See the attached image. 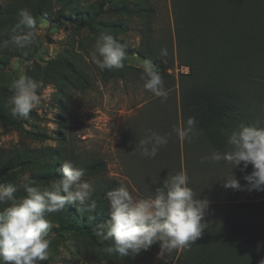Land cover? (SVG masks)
<instances>
[{"label": "rangeland", "instance_id": "374dc122", "mask_svg": "<svg viewBox=\"0 0 264 264\" xmlns=\"http://www.w3.org/2000/svg\"><path fill=\"white\" fill-rule=\"evenodd\" d=\"M97 1L0 0V39L16 38L27 31L17 27L22 9L29 10L38 22L46 25L38 32L37 42L29 48L18 49L9 41L0 44V107L6 113L0 118V183L16 185L17 195H23L26 176L35 184L45 186L59 178L65 160L81 163L93 158L103 159L107 164L104 173L85 177L94 186L96 202L100 199L99 190L112 181L117 182L116 187L126 185L136 197L147 196L149 190H155L144 175H139L138 168H132L141 166V161L145 165L148 160L146 164L150 167L159 166L161 161L132 152L146 128L162 134L161 124L169 125L176 120L172 126H181L182 74L186 73L180 70L184 63L178 59L172 0H148L154 12L146 17L138 12L118 10L133 8L140 0H119L108 3L110 10L99 16L98 32L110 34L126 48L127 59L123 63L131 65L132 69L124 78L114 71L101 72L92 60L97 36L82 26L80 20H85L88 12L96 8ZM144 28L149 30L146 37L142 35ZM145 47L157 53L161 48L167 49L168 55L164 57L170 65L167 72L175 82L157 69L168 91L167 100L153 96L142 87L140 66L149 60L142 56ZM68 63L73 64L75 70ZM21 73L38 82L39 94L50 96V100L34 109L27 120L14 117L7 104L12 95L11 85ZM66 78L68 81L64 80ZM256 112L258 118L259 115L264 118V109ZM211 150L189 143L191 172L194 173L199 165L211 169L194 173L192 189L196 191L201 181L204 191L201 199L206 198L218 208L223 203L232 205L231 217L250 225L256 235V245L264 248V215L255 212L251 205L254 198L264 196V191H248L243 179L248 173L239 174L237 167L232 171L242 189L225 188L223 180L218 179L229 174L231 166L223 161L201 164L196 159ZM192 152L197 154L196 158ZM178 160L173 167L178 165ZM244 201L248 203L237 205ZM103 202L98 222L106 221L105 217L109 216L108 202ZM76 213L70 217V223L81 219L96 231L98 222H93V212ZM209 215L212 218L214 214ZM48 219L51 223L49 259L42 264H175L181 253L177 250L161 258L157 243L139 254L110 255L104 251L110 242L104 241L99 234L93 239L86 232H65L59 229L54 215L50 214Z\"/></svg>", "mask_w": 264, "mask_h": 264}, {"label": "clouds", "instance_id": "9594fccd", "mask_svg": "<svg viewBox=\"0 0 264 264\" xmlns=\"http://www.w3.org/2000/svg\"><path fill=\"white\" fill-rule=\"evenodd\" d=\"M17 27L27 31L14 39V45L26 49L37 42L38 32L46 25L38 22L29 10L22 9ZM94 49L92 60L101 72L124 67L126 48L110 34H100ZM159 55L167 57V49L161 48ZM140 69L142 87L153 96L167 100L164 79L153 62L145 60ZM39 87L38 82L23 73L18 75L7 101L14 117L27 120L34 109L50 100L47 93L39 94ZM196 124V119L189 117L182 126H173L165 134L146 128L132 153L155 158L173 135L191 143L199 134ZM226 145L224 151L213 149L202 156L200 163L223 161L230 165V173L218 180L233 190H241L242 185L232 169L242 165L241 171H244L251 164L252 171L243 177L247 190L264 191V123L257 120L238 124L228 134ZM59 171V178L45 186L35 184L26 176L23 195L16 194V185L0 183V264H42L49 259L51 223L48 216L62 211L66 204L75 206L81 213L96 210L95 189L85 178L86 169L65 160ZM105 196L110 218L98 222L96 231L104 241L110 242L104 249L110 255L139 254L158 243V255L166 258L174 251L188 249L207 227L204 217L209 202L199 198L190 187L184 170L168 173L147 196H134L124 184L108 190Z\"/></svg>", "mask_w": 264, "mask_h": 264}, {"label": "trees", "instance_id": "16d2710c", "mask_svg": "<svg viewBox=\"0 0 264 264\" xmlns=\"http://www.w3.org/2000/svg\"><path fill=\"white\" fill-rule=\"evenodd\" d=\"M117 1L119 0H98L96 8L91 13L88 12L87 18L80 20V24L88 27L98 37L101 34L97 29L100 15L110 10L108 3ZM172 7L178 59L191 69L188 74H182L181 126L189 117H194L199 134L191 143L198 148L224 151L227 136L233 128L240 123L249 124L257 120L262 122L264 119L262 115L259 118L256 115L257 109H264V0H172ZM118 10L138 12L144 17L154 12L148 0H140L133 8ZM148 33L149 30L142 29L143 37ZM14 39L15 37L0 39V44L14 42ZM142 54L153 62L156 69L175 82L167 72L170 65L164 57L148 47L142 49ZM70 65L75 70L74 65ZM131 69L132 66L125 63L124 67L114 72L124 78ZM64 80L68 81L67 78ZM4 115L6 113L0 107V118H4ZM175 122L173 120L169 125L161 124L162 134L170 132ZM188 146V142L181 143L173 135L158 155L152 158L161 161L159 166L153 164L150 167L146 164L148 160L145 165L140 160L142 165L132 169L138 168L139 175H144L156 188L168 173L183 170L184 166L189 176V185L193 188L191 178L194 173L199 170L201 173L208 172L211 169L199 165L192 173ZM192 153L196 158L197 154ZM177 158L179 163L173 167ZM74 164L85 168L87 177L100 175L107 167L106 161L100 158ZM241 168L242 165L237 166L239 174L249 173L252 165L249 164L244 171ZM116 186L117 182L112 181L99 190L100 199L96 202L97 208L92 217L95 224L99 221V207L103 201H107L105 193ZM195 193L199 198L204 197L201 181L197 184ZM245 203L248 202H238L237 205L244 206ZM251 205L255 212L264 215V196L254 198ZM231 206L228 203H223L220 208L215 204L208 205L206 213L214 215L212 218L211 215H205L207 227L202 236L188 249L181 250L175 264H264V248L256 245V235L250 225L243 224V221L237 222L231 217L234 212ZM76 211L75 206L66 204L62 211L52 215L59 223L60 230L86 232L94 239L98 232L92 230L91 224L88 226L81 219L77 223L69 222L71 216H76ZM109 218L106 216L105 220Z\"/></svg>", "mask_w": 264, "mask_h": 264}, {"label": "built area", "instance_id": "2783aa9c", "mask_svg": "<svg viewBox=\"0 0 264 264\" xmlns=\"http://www.w3.org/2000/svg\"><path fill=\"white\" fill-rule=\"evenodd\" d=\"M180 70H181L183 73H187V72L190 70V68H189L188 65H183L182 68H181Z\"/></svg>", "mask_w": 264, "mask_h": 264}]
</instances>
